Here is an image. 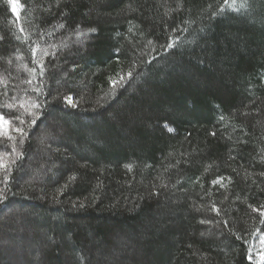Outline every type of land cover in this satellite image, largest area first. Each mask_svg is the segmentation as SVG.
<instances>
[{"label": "trees", "instance_id": "trees-1", "mask_svg": "<svg viewBox=\"0 0 264 264\" xmlns=\"http://www.w3.org/2000/svg\"><path fill=\"white\" fill-rule=\"evenodd\" d=\"M0 115V264H264V0H0Z\"/></svg>", "mask_w": 264, "mask_h": 264}, {"label": "snow or ice", "instance_id": "snow-or-ice-1", "mask_svg": "<svg viewBox=\"0 0 264 264\" xmlns=\"http://www.w3.org/2000/svg\"><path fill=\"white\" fill-rule=\"evenodd\" d=\"M9 2L11 3V0H9ZM224 4L228 7H232L235 8L236 7V0H224ZM245 3H241L239 5L240 8L245 7ZM16 9V5L13 4V10L15 11ZM222 10V9H221ZM215 15V13H214ZM168 47H172V44L170 43L168 45ZM130 75V73H129ZM123 79V78H121ZM115 83V82H113ZM66 100H68L69 103H71V98L67 97ZM21 123H24V121H21ZM32 124H35V119H33ZM11 131H15L17 133H19L21 136H27L28 133L23 129V128H14L12 127L11 123L7 120H5L3 115H0V135H4L7 136L8 139H14V137H12L10 135ZM169 131H171V129H169ZM7 164L5 163L3 157H0V168H7Z\"/></svg>", "mask_w": 264, "mask_h": 264}]
</instances>
